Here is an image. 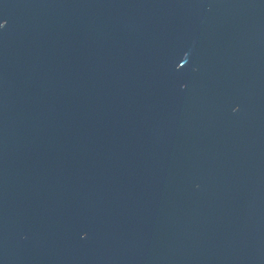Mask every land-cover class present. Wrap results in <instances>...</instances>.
I'll list each match as a JSON object with an SVG mask.
<instances>
[{
	"label": "water",
	"instance_id": "1",
	"mask_svg": "<svg viewBox=\"0 0 264 264\" xmlns=\"http://www.w3.org/2000/svg\"><path fill=\"white\" fill-rule=\"evenodd\" d=\"M0 264H264V145L0 94Z\"/></svg>",
	"mask_w": 264,
	"mask_h": 264
}]
</instances>
